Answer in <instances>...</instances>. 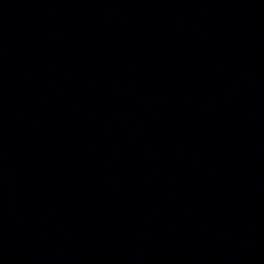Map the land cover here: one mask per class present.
I'll return each mask as SVG.
<instances>
[{
	"label": "water",
	"instance_id": "obj_1",
	"mask_svg": "<svg viewBox=\"0 0 264 264\" xmlns=\"http://www.w3.org/2000/svg\"><path fill=\"white\" fill-rule=\"evenodd\" d=\"M0 264H264V0H0Z\"/></svg>",
	"mask_w": 264,
	"mask_h": 264
}]
</instances>
